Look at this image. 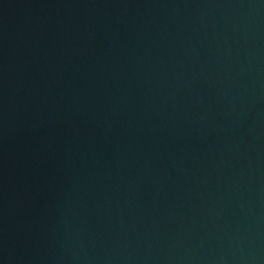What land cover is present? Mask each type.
<instances>
[{
    "label": "water",
    "instance_id": "1",
    "mask_svg": "<svg viewBox=\"0 0 264 264\" xmlns=\"http://www.w3.org/2000/svg\"><path fill=\"white\" fill-rule=\"evenodd\" d=\"M0 264H264V0H0Z\"/></svg>",
    "mask_w": 264,
    "mask_h": 264
}]
</instances>
